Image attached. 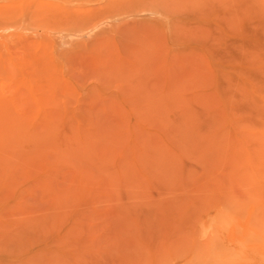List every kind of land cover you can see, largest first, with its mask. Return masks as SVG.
I'll use <instances>...</instances> for the list:
<instances>
[{
	"label": "rangeland",
	"instance_id": "obj_1",
	"mask_svg": "<svg viewBox=\"0 0 264 264\" xmlns=\"http://www.w3.org/2000/svg\"><path fill=\"white\" fill-rule=\"evenodd\" d=\"M0 264H264V0H0Z\"/></svg>",
	"mask_w": 264,
	"mask_h": 264
}]
</instances>
